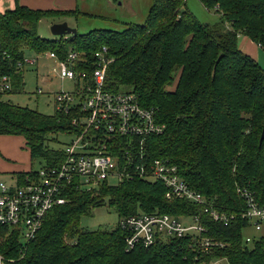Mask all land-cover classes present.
<instances>
[{
  "label": "trees",
  "instance_id": "obj_1",
  "mask_svg": "<svg viewBox=\"0 0 264 264\" xmlns=\"http://www.w3.org/2000/svg\"><path fill=\"white\" fill-rule=\"evenodd\" d=\"M14 1V7L0 11V78L8 75L12 85L21 86L19 62L25 49L52 51L59 58L75 50L89 59L105 46L110 60L106 87L135 93L165 126L146 141L149 156L176 164L191 188L236 217L224 226L194 203L167 199L161 182L134 178L97 190L70 187L66 202L48 212L25 249L15 236L0 238L3 263L193 264L196 259L225 258L229 264H264V234L253 238L251 245L243 240L248 222L240 217L245 202L237 194L238 187L246 188L264 205V138L259 141L264 70L237 44L243 35L264 51V0H199L219 16L213 24L198 20L186 0H153L142 24L51 39L37 32L43 17L76 16L80 11L32 9ZM5 92L9 91L0 90V134L22 136L31 161H60L62 150L49 146L48 136L70 129L74 112L43 114L4 100ZM24 173L18 174L20 178ZM104 204L118 219L140 212L174 216L201 212L206 229L202 235L217 244L205 253L186 235L127 249L126 231L118 220L113 228L80 226L82 216Z\"/></svg>",
  "mask_w": 264,
  "mask_h": 264
},
{
  "label": "built area",
  "instance_id": "obj_2",
  "mask_svg": "<svg viewBox=\"0 0 264 264\" xmlns=\"http://www.w3.org/2000/svg\"><path fill=\"white\" fill-rule=\"evenodd\" d=\"M41 56L55 63L51 77L67 78L74 83L73 90H59L53 96L54 110L74 112L72 127L65 132L72 138L61 147L62 157L57 163H42L38 169L28 170L21 178L14 176L10 182L0 178V238L15 236L21 249H25L48 212L66 202L68 188L97 190L102 185L115 186L134 178L163 183L167 199L194 203L224 226L235 219V213L219 210L201 192L191 188L176 164L166 158L149 156L146 141L163 132L165 126L158 120L154 108L142 105L135 93L106 87L110 60L105 46L93 52L89 59L75 50L68 51L63 58L52 51L36 52L31 57L24 55L19 68L36 66ZM83 66L91 69L87 71ZM11 87L10 77L3 75L0 90L10 91ZM237 194L245 202L240 217L255 230L264 228V205L246 188L238 187ZM200 213L174 216L156 211L140 212L121 217L118 225L126 231L127 249L137 245L146 247L157 239L190 235L207 253L217 243L202 235L206 229ZM183 217L192 222L182 221ZM253 238L243 235L246 244ZM0 264H3L2 254ZM193 264L229 263L225 258H214L209 262L196 259Z\"/></svg>",
  "mask_w": 264,
  "mask_h": 264
},
{
  "label": "rangeland",
  "instance_id": "obj_3",
  "mask_svg": "<svg viewBox=\"0 0 264 264\" xmlns=\"http://www.w3.org/2000/svg\"><path fill=\"white\" fill-rule=\"evenodd\" d=\"M34 5H40L37 9H55L52 5H57L61 0H31ZM153 0H76V6L80 13L76 16L67 15L64 17H43L37 24V32L44 38H56L52 34L50 27L54 23L65 21L70 27L77 29L78 33H84L91 29H112L121 30L129 23L142 24L147 16L148 10ZM61 3L68 4V0ZM185 6L203 23L213 24L218 21L219 16L206 10L199 0H186ZM68 8V9H71ZM64 9V10H68ZM61 10V9H60ZM244 53L246 51L254 52L253 57L260 67L264 70V51L256 43L247 37H241L238 40ZM240 49V48H239ZM26 57L36 56V53L30 49L24 50ZM251 56L250 54H248ZM252 57V56H251ZM37 66V67H36ZM33 67L25 66L22 71V84L19 87L12 85L9 92H5L2 98L20 106H26L35 109L43 114L53 113V96L59 90L70 91L74 89V83L70 79H60L51 77L55 66L53 59H46L41 56L38 64ZM45 78L44 80L41 77ZM40 89V92H38ZM49 137V146L61 148L68 142L72 135L65 132L51 134ZM51 137V138H50ZM53 138V139H52ZM5 154L15 155L21 163H27L28 169H38L42 162L39 160H30L24 139L20 135L0 134V166L2 164L14 163L13 160H6ZM23 169V167H22ZM0 178L6 182L13 181L12 172L1 173ZM12 178V179H11ZM118 220L115 210L106 204L92 209L90 215H84L80 218V226L89 230H95L100 227L113 228ZM182 221L192 222L188 217H183ZM264 234V228L255 230L252 225L244 228V236H253L254 238ZM11 238V237H7ZM251 245V243H249ZM4 264V263H3Z\"/></svg>",
  "mask_w": 264,
  "mask_h": 264
},
{
  "label": "crops",
  "instance_id": "obj_4",
  "mask_svg": "<svg viewBox=\"0 0 264 264\" xmlns=\"http://www.w3.org/2000/svg\"><path fill=\"white\" fill-rule=\"evenodd\" d=\"M62 1H64V0H61V2ZM75 1L76 0H68V2H69L68 4H64V3L59 2V3H57V5H52V6H54V8H56L57 10H60V9L64 10V9L74 7V5L76 6L77 3ZM17 3L21 4V5H26L27 7H30L32 9H37L36 7H41L40 5H34V2L31 0H17ZM14 5H15L14 0H0V11H4L6 9L12 8V7H14ZM71 9H74V8H71ZM241 37H246V36H243V35L238 36V40ZM237 44H238V47L240 48V50L243 51V49L241 47V42L237 41ZM255 51L254 52L246 51V52L248 54H250L252 57L256 58ZM243 52H245V51H243ZM14 156L15 155L5 154L4 158L6 160H13L15 164H13V163L2 164V166H0V174L6 173V172H12L14 176L20 177L18 175L19 173L27 172L29 170L27 167V163L20 164L21 163L20 159L19 158L17 159ZM18 162H20V163L17 164ZM22 167H23V169H22Z\"/></svg>",
  "mask_w": 264,
  "mask_h": 264
},
{
  "label": "water",
  "instance_id": "obj_5",
  "mask_svg": "<svg viewBox=\"0 0 264 264\" xmlns=\"http://www.w3.org/2000/svg\"><path fill=\"white\" fill-rule=\"evenodd\" d=\"M50 30L52 34L55 36H69V35L75 36L78 34L77 29L74 27H70L65 21L52 24ZM263 138H264V123L261 129L259 141L261 142Z\"/></svg>",
  "mask_w": 264,
  "mask_h": 264
}]
</instances>
